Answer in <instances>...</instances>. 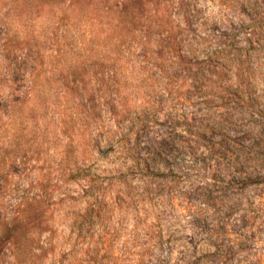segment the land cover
<instances>
[{
	"label": "rangeland",
	"instance_id": "1",
	"mask_svg": "<svg viewBox=\"0 0 264 264\" xmlns=\"http://www.w3.org/2000/svg\"><path fill=\"white\" fill-rule=\"evenodd\" d=\"M0 264H264V0H0Z\"/></svg>",
	"mask_w": 264,
	"mask_h": 264
},
{
	"label": "trees",
	"instance_id": "2",
	"mask_svg": "<svg viewBox=\"0 0 264 264\" xmlns=\"http://www.w3.org/2000/svg\"><path fill=\"white\" fill-rule=\"evenodd\" d=\"M103 57H105V56L103 55ZM78 59H79V58H78ZM78 59H76V60L78 61ZM102 59H103V58H102ZM106 62H108L107 59L104 60V63H106ZM77 63H78V62H77ZM77 63H76V64H77ZM106 64H107V63H106ZM109 89H110V88H109Z\"/></svg>",
	"mask_w": 264,
	"mask_h": 264
}]
</instances>
